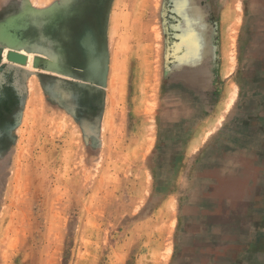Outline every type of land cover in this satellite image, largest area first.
<instances>
[{
	"label": "rangeland",
	"instance_id": "1",
	"mask_svg": "<svg viewBox=\"0 0 264 264\" xmlns=\"http://www.w3.org/2000/svg\"><path fill=\"white\" fill-rule=\"evenodd\" d=\"M178 2L0 0V264L192 263L188 230L204 264L231 237L216 264H264V42L249 0H192L199 23ZM228 165L254 181L220 217Z\"/></svg>",
	"mask_w": 264,
	"mask_h": 264
},
{
	"label": "bare ground",
	"instance_id": "2",
	"mask_svg": "<svg viewBox=\"0 0 264 264\" xmlns=\"http://www.w3.org/2000/svg\"><path fill=\"white\" fill-rule=\"evenodd\" d=\"M249 3L251 5L250 9H251V13H252V17L250 18L249 20V27L252 31H254V34H252L251 36V39L250 41L254 44V43H257L259 41H262L264 42V0H249ZM178 8L179 9H182V12L183 14L187 17V16H191L194 14V12H197L194 10V5L192 4V0H179L178 2ZM230 13V12H229ZM232 15V14H231ZM194 17H192L193 19L192 20H197L198 23L200 21V17H201V12L198 11L196 15H193ZM248 35V34H247ZM247 39V38H246ZM252 44V45H253ZM248 49V48H247ZM190 50V49H189ZM188 50V51H189ZM197 52V51H196ZM196 52H194L193 50H190V52H188V56H187V59L189 60H196V58L199 59V56L200 54H197ZM9 53H7L5 55V59L6 61H9L7 60V55ZM23 54V53H22ZM24 55V54H23ZM255 56L257 58H255ZM250 62L252 63V65L254 66V71H257L260 67H258L260 64H264V44L263 46L261 47V49H258V50H255L252 52L251 54V57H250ZM5 61V60H4ZM248 63V62H247ZM255 64V65H254ZM257 66V67H256ZM247 69V67H246ZM252 73V72H251ZM264 76V75H263ZM259 77V76H258ZM256 78V77H252L251 80L254 81L255 83V88H262V85L260 84V80L259 78ZM248 78V77H247ZM259 80V81H258ZM184 87V86H183ZM187 92V91H186ZM196 92V91H195ZM188 92H187V95L186 94H179V97L182 99V98H185L188 96ZM190 95V94H189ZM190 97V96H189ZM192 97V96H191ZM235 97L234 98H231L230 100V103L228 105V108L231 107L233 101H234ZM189 100V99H188ZM252 102V101H251ZM248 103V102H247ZM253 104V103H252ZM247 106V105H246ZM256 111V110H254ZM246 112V111H245ZM173 114V113H172ZM177 116V115H176ZM181 116V115H180ZM174 126L172 127V129H169L167 134H166V137H167V140H170V141H174V139L178 138V136L181 134V129L179 128V124H177L176 122H173ZM239 124V122H238ZM175 127V128H174ZM174 128V129H173ZM248 129V127L246 128ZM252 130V129H251ZM233 131V130H232ZM246 131V130H245ZM256 134V133H255ZM258 136V134H257ZM256 136V137H257ZM247 137V136H246ZM245 137V138H246ZM219 150V149H218ZM221 151V150H220ZM262 151H264V149H262ZM248 152V151H247ZM215 155V151L212 152V154L208 155L207 157H205V159L203 160L201 166H200V173H201V177H199L197 180H196V186L198 185L199 186H203L205 184H210L214 179L217 178V176L214 178L213 175H211V172L212 171H216V170H213V166H212V163L210 164H207L209 162H211L210 158H212V156ZM222 155V154H221ZM251 156V155H250ZM209 158V159H208ZM236 159V158H235ZM244 159V157H243ZM241 161V160H240ZM231 163V162H230ZM250 164V163H248ZM218 165V164H217ZM226 165V164H225ZM252 165L255 167V163H252ZM249 166L248 168L247 167H241V168H238V167H235V166H230L228 165L227 166V169L230 171L229 173L227 172V174L221 176V187L218 188V190H216L215 194L212 195L211 197L205 199L204 201H202L201 204H203V209L213 213V214H217V216H222L223 212L225 211H228L226 214L228 213H231L233 212L234 210L233 209H237L238 208V204H234V200L238 199L236 198L237 196L241 197V196H246L245 200L248 201L250 200L251 198L248 196L250 191L252 190V186H250V183L249 182H253L254 181V173H253V167ZM225 169V168H224ZM211 175V176H210ZM263 178V177H262ZM259 179V178H258ZM253 180V181H252ZM261 180V179H260ZM262 185V184H260ZM262 187V186H261ZM192 189V188H191ZM204 189V188H203ZM264 189V188H263ZM261 189V191L263 190ZM198 191V190H197ZM259 191V190H258ZM191 192V191H190ZM201 193V190L199 191ZM257 192V191H256ZM258 193V192H257ZM199 194V193H198ZM224 194H229L233 197V200L229 203H226L224 202ZM230 196V197H231ZM236 196V197H235ZM258 198V197H257ZM244 199V197H243ZM196 199L193 198L192 199V202L194 203ZM207 200V202H206ZM198 204V203H197ZM263 207V206H262ZM224 212V213H225ZM207 214V213H205ZM225 214V215H226ZM198 215V214H197ZM235 215V214H234ZM234 215H231L232 217ZM227 216V215H226ZM219 217V218H220ZM200 219H202V217H199ZM206 218V217H205ZM217 219V218H216ZM224 223H227L226 221H224ZM233 222L230 221L229 223V227H232V224ZM217 224V223H216ZM214 225V224H212ZM239 225V224H237ZM192 227V226H191ZM220 232H224L223 231V226L222 227H218ZM250 228V227H249ZM188 230V229H187ZM241 230V229H240ZM247 232V229L246 230H242V236L243 234ZM217 234V233H216ZM232 234V233H230ZM187 236L184 237V245H183V248H184V255L186 254L187 257H191V261L193 264H204L202 262H200L199 260V254L198 252L200 253V250L203 249L201 245H199V243L197 244L198 245V252H195L196 249H195V245H194V248H193V245L192 247H189L190 245V239L192 241V238H194L196 241H197V237H194L192 235V231H189L188 230V233H186ZM189 239V243H187L186 241ZM193 239V240H194ZM236 238L235 237H231V243L230 245L228 246H225V243H221V244H218L214 247V251L215 253L213 254V258L215 257V259L212 258L213 262L216 264L217 260L219 259V256L220 254H222V252H224L225 250H228V249H232V247L234 246V243ZM200 241V239H199ZM187 245H186V243ZM210 254V253H209ZM186 259V258H185ZM191 262L189 263L188 260L186 261H182L181 264H192ZM207 263V262H206Z\"/></svg>",
	"mask_w": 264,
	"mask_h": 264
},
{
	"label": "water",
	"instance_id": "3",
	"mask_svg": "<svg viewBox=\"0 0 264 264\" xmlns=\"http://www.w3.org/2000/svg\"><path fill=\"white\" fill-rule=\"evenodd\" d=\"M8 60L12 63L25 65L27 63V57L21 53L11 51L8 55Z\"/></svg>",
	"mask_w": 264,
	"mask_h": 264
}]
</instances>
